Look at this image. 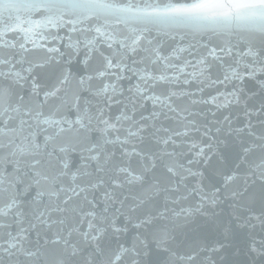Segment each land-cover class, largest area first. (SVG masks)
Instances as JSON below:
<instances>
[{
  "label": "snow or ice",
  "instance_id": "6c2138e0",
  "mask_svg": "<svg viewBox=\"0 0 264 264\" xmlns=\"http://www.w3.org/2000/svg\"><path fill=\"white\" fill-rule=\"evenodd\" d=\"M0 264H264V0H0Z\"/></svg>",
  "mask_w": 264,
  "mask_h": 264
},
{
  "label": "water",
  "instance_id": "95a60500",
  "mask_svg": "<svg viewBox=\"0 0 264 264\" xmlns=\"http://www.w3.org/2000/svg\"><path fill=\"white\" fill-rule=\"evenodd\" d=\"M10 35H14V34H10ZM64 34H63V32H61V36H63ZM187 42V41H186ZM56 43V46H61V42L60 41H56L55 42ZM68 43V38L67 37H64V41H63V44H67ZM66 49L64 48V47H61V51H65ZM204 50L203 49H201V52H203ZM40 55H43V53H41V52H36V53H31L30 54V56L32 57V58H36V57H38V56H40ZM79 59L80 58H74V60H73V67H76L78 64H79ZM94 63V62H93ZM219 75V71H218V69H213V76H218ZM43 76V72H41V77ZM43 82V81H42ZM128 81H122V84L125 86V87H127V85H128ZM194 87H195V85H194ZM230 87V86H229ZM252 89H254V85H253V82H251V81H247L246 82V90H252ZM224 90V88H223V86H217V87H212V88H206V90H205V92H204V95L205 96H208V95H214L217 91H223ZM252 102H250V104H251ZM113 113L115 114L116 112H117V108H113ZM227 111H229L228 109H225V110H223L221 113H218V116H220V117H222V115L223 114H226L227 113ZM230 111H231V113H232V115H233V117H235L238 113H240L241 112V109L240 108H237V107H232L231 109H230ZM243 117L241 116V118L239 119V120H237L236 121V123L237 124H243ZM220 166V164H219V161H218V159L216 158V157H213V159H212V161L210 162V164L209 165H207V166H204V165H201V168H202V170L204 171V173H205V183H207V177L208 176H210L211 175V173H212V170L214 169V168H216V167H219Z\"/></svg>",
  "mask_w": 264,
  "mask_h": 264
}]
</instances>
